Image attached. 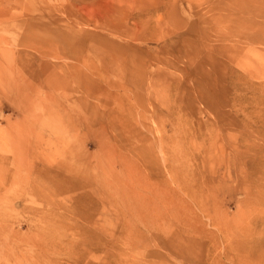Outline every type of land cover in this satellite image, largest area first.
Wrapping results in <instances>:
<instances>
[{"label":"rangeland","instance_id":"obj_1","mask_svg":"<svg viewBox=\"0 0 264 264\" xmlns=\"http://www.w3.org/2000/svg\"><path fill=\"white\" fill-rule=\"evenodd\" d=\"M0 264H264V0H0Z\"/></svg>","mask_w":264,"mask_h":264},{"label":"bare ground","instance_id":"obj_2","mask_svg":"<svg viewBox=\"0 0 264 264\" xmlns=\"http://www.w3.org/2000/svg\"><path fill=\"white\" fill-rule=\"evenodd\" d=\"M56 180H58V178L56 179ZM60 182V181H59ZM63 184H64V186H62V187H68V188H73L71 185H70V183L68 182V180H63V182H62ZM59 187V186H58ZM59 189H61V191H63L64 189L63 188H59ZM63 193V192H62ZM85 216V215H84ZM148 224V223H147ZM146 224V225H147ZM150 225V224H149ZM152 225V224H151ZM148 226V225H147ZM152 227V226H151ZM150 228V227H149ZM154 228V227H153ZM181 230V229H180ZM180 230H178L177 229V231H176V234L179 236V235H182L181 233H183V232H185V231H182L181 230V233L179 234V232H180ZM129 241V240H128ZM172 243V242H171ZM173 244V243H172ZM180 244H181V242H180ZM184 245V244H183ZM168 246V245H167ZM186 247H187V245H186ZM186 247L185 248H183V247H181L179 244H176V245H172V246H170V244H169V246H168V248L167 249H169V251L171 252V254L173 255V256H176L177 258L178 257H182V256H184L183 254L186 252ZM188 253V252H187ZM189 255V254H188ZM187 255V256H188Z\"/></svg>","mask_w":264,"mask_h":264}]
</instances>
